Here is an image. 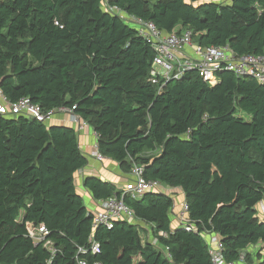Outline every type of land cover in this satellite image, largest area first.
<instances>
[{
	"label": "trees",
	"instance_id": "trees-1",
	"mask_svg": "<svg viewBox=\"0 0 264 264\" xmlns=\"http://www.w3.org/2000/svg\"><path fill=\"white\" fill-rule=\"evenodd\" d=\"M108 4L166 34L190 30L200 46L264 54V0ZM153 57L103 0H0L2 95L28 98L43 113L72 109L125 174L137 165L145 180L180 189L189 221L172 223L173 200L152 192L123 197L137 224L93 229L75 185L87 165L78 133L0 116V264H75L91 239L99 254L79 255L89 264H212L203 233L218 236L229 263L242 252L251 262L245 251L264 245V84L223 72L212 86L188 73L157 93L147 82ZM83 186L96 201L123 193L94 177ZM29 224L45 227L53 255L32 243Z\"/></svg>",
	"mask_w": 264,
	"mask_h": 264
},
{
	"label": "built area",
	"instance_id": "built-area-1",
	"mask_svg": "<svg viewBox=\"0 0 264 264\" xmlns=\"http://www.w3.org/2000/svg\"><path fill=\"white\" fill-rule=\"evenodd\" d=\"M109 0H103V8L111 15L121 19L126 25L133 28L137 35L145 40L153 50L154 57L148 71L147 82L157 89L160 93L167 83L179 80L188 73H195L199 78L209 84L215 85L219 75L229 72L235 77L242 79H252L259 84H264V54L261 55H235L228 46L205 47L200 46L190 30L181 32H171L166 34L156 28L152 22L128 16L116 6L108 4ZM67 113L70 121L76 127L78 133L87 124L78 116L74 115L72 109L59 108L57 110L43 113L39 107L31 103L28 98H22L16 102L8 101L0 91V116L16 117L24 116L41 123H47L55 113ZM96 136V135H95ZM97 162H103L105 158L98 152L95 145L93 154ZM128 179L123 186L122 197L110 198L100 201L97 212H89L92 215V226L95 229L103 226L111 229L114 223L128 222L137 224L133 211L123 202V197L128 196L133 200H139L143 195L152 192L165 193V187L158 181H147L143 177V169L133 165L127 174ZM172 215L179 224L188 223V206L183 201L177 208L173 203ZM260 220L264 222V202L257 206ZM165 237L164 233H159ZM27 236L33 244H42L53 255L55 250L52 243L47 240L48 233L43 225L37 227L29 224ZM202 237L207 244L208 254L212 264H264V260L259 263H251L247 256L242 252L234 262H226L223 258V245L217 235L213 233H203ZM151 243L157 247L156 240ZM100 252L99 244L93 239L90 240L88 248H79L75 256V264H89L79 255H97ZM90 264H102L94 261Z\"/></svg>",
	"mask_w": 264,
	"mask_h": 264
},
{
	"label": "crops",
	"instance_id": "crops-1",
	"mask_svg": "<svg viewBox=\"0 0 264 264\" xmlns=\"http://www.w3.org/2000/svg\"><path fill=\"white\" fill-rule=\"evenodd\" d=\"M48 125L71 126L75 131L76 127L70 121V115L67 113L57 112L47 122ZM77 133V132H76ZM78 145L81 153L87 159V165L79 170L75 175V185L77 194L82 198L84 206L88 212H97L99 210L100 201L92 198L90 192L84 188L83 180L86 177L98 178L104 182L114 185L118 190H122L128 175L125 174L119 165L107 158L103 162H97L94 159L96 136L89 125H86L78 132ZM165 194H167L173 202L177 203L176 207L179 208L180 204L185 201L182 191L178 188L165 187ZM172 223L176 224L175 216L172 217ZM262 243L255 246H250L245 252L249 255L251 263H259L263 261Z\"/></svg>",
	"mask_w": 264,
	"mask_h": 264
},
{
	"label": "rangeland",
	"instance_id": "rangeland-1",
	"mask_svg": "<svg viewBox=\"0 0 264 264\" xmlns=\"http://www.w3.org/2000/svg\"><path fill=\"white\" fill-rule=\"evenodd\" d=\"M205 2H214V3H217V4H221V3H227L228 0H203ZM175 205H177V203L175 202ZM150 240H152V237L150 238Z\"/></svg>",
	"mask_w": 264,
	"mask_h": 264
}]
</instances>
